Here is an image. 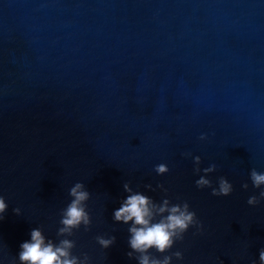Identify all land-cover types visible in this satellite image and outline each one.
<instances>
[{"label":"water","instance_id":"water-1","mask_svg":"<svg viewBox=\"0 0 264 264\" xmlns=\"http://www.w3.org/2000/svg\"><path fill=\"white\" fill-rule=\"evenodd\" d=\"M213 163L207 177H225L228 196L195 183ZM253 168L264 172V0H0V264H20L33 228L62 238L76 182L92 223L68 238L89 264H138L130 224L113 219L126 182L155 202L187 201L203 225L153 255L260 264ZM98 235L116 240L104 249Z\"/></svg>","mask_w":264,"mask_h":264},{"label":"clouds","instance_id":"clouds-1","mask_svg":"<svg viewBox=\"0 0 264 264\" xmlns=\"http://www.w3.org/2000/svg\"><path fill=\"white\" fill-rule=\"evenodd\" d=\"M206 138L207 134H201V140ZM194 162L195 171L200 172L201 157L195 156ZM216 168L217 165L214 163L203 168L205 175H201L195 183L198 188H211L214 196H228L233 191V185L225 177H219L217 187H212V181L207 177V174L214 172ZM155 171L157 174H164L169 169L166 164L160 163L155 166ZM250 179L254 187L264 186V172L253 168L250 171ZM146 187L151 188V185ZM158 187L163 188V185ZM242 187L247 189L248 184L245 183ZM123 188L129 194L121 201L120 207L114 210L113 219L116 222L130 224L128 244L131 251L127 255L133 258L136 254L138 264H171L173 256L182 259L180 251L158 257L150 250L154 249L161 254L167 253L177 240H183V234L190 226L202 230L203 225L196 213L190 210L188 202L171 203L168 198L155 202L148 195L134 191L127 182L123 184ZM69 196L72 199L61 211L59 221L61 227L57 230V236L62 238L54 242L46 238L40 228H33L30 232L31 239L20 245L21 250L18 253L20 264H89L90 258L87 253H83L82 258L73 254L72 250L76 244L68 237L73 236L74 230L80 229L81 225L85 231L89 230L92 220L86 202L90 199V192L82 182H76L69 189ZM260 198H264V189L260 191L259 198L252 195L247 202L249 205H255L259 203ZM7 207L4 197L0 196V220H3V213ZM13 211L17 215L20 214L19 208H14ZM96 240L102 248L107 249L114 244L116 237L112 235L105 238L98 235ZM259 262L264 264V249L259 252Z\"/></svg>","mask_w":264,"mask_h":264}]
</instances>
